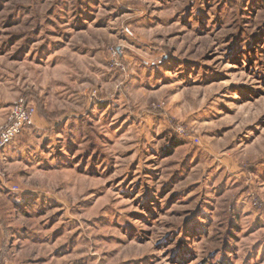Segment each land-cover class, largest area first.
<instances>
[{"label":"rangeland","instance_id":"374dc122","mask_svg":"<svg viewBox=\"0 0 264 264\" xmlns=\"http://www.w3.org/2000/svg\"><path fill=\"white\" fill-rule=\"evenodd\" d=\"M0 264H264V0H0Z\"/></svg>","mask_w":264,"mask_h":264},{"label":"built area","instance_id":"2783aa9c","mask_svg":"<svg viewBox=\"0 0 264 264\" xmlns=\"http://www.w3.org/2000/svg\"><path fill=\"white\" fill-rule=\"evenodd\" d=\"M36 109L25 98L17 100L11 110L7 122L0 127V172L2 157L6 148L27 128L34 125Z\"/></svg>","mask_w":264,"mask_h":264}]
</instances>
